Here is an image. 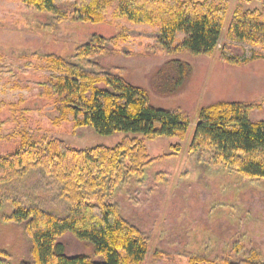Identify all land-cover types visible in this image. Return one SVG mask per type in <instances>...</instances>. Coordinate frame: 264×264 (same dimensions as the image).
Listing matches in <instances>:
<instances>
[{"label": "rangeland", "instance_id": "1", "mask_svg": "<svg viewBox=\"0 0 264 264\" xmlns=\"http://www.w3.org/2000/svg\"><path fill=\"white\" fill-rule=\"evenodd\" d=\"M226 7L221 36L210 55L175 53L185 35L178 32L167 48L159 25L137 24L109 3L100 22L85 21L73 1L58 3V13L22 0H0V155L18 149L27 135L33 142L61 139L72 148L113 147L128 136L100 135L60 116L42 83L51 74L47 57L71 60L77 48L102 38L97 61L147 92L154 106L181 110L187 131L174 137L144 139L149 159L141 175H130L113 191L96 189L89 201L115 205L120 215L148 238L140 264H188L203 257L211 264H264V179L246 178L215 164L210 149L191 151L198 110L220 101L260 105L252 121L264 120V46L236 41L229 31L234 13L264 11V0H208ZM98 48V47H97ZM237 63H233V62ZM111 192V193H110ZM0 250L10 264H34L32 240L24 223L6 218L13 201L64 216L70 202L62 184L42 168H31L0 183ZM65 255H92L90 245L70 232L57 240Z\"/></svg>", "mask_w": 264, "mask_h": 264}, {"label": "trees", "instance_id": "2", "mask_svg": "<svg viewBox=\"0 0 264 264\" xmlns=\"http://www.w3.org/2000/svg\"><path fill=\"white\" fill-rule=\"evenodd\" d=\"M22 1L54 14L58 13V3L73 1L85 21L100 22L113 0ZM116 1L118 14L128 21L159 25L157 37L163 47L170 46L175 35L182 32L185 37L174 46L175 53L210 55L217 47L226 15L224 5L208 0ZM229 31L236 41L264 46V11L238 9ZM103 41L97 38L95 44L80 46L71 60L49 55L51 74L41 84L44 94L53 97L60 116H72L76 126L91 127L100 135L124 132L140 134L142 138L126 135L113 147L78 149L61 139L38 143L25 135L18 149L0 155V183L9 182L31 168H42L61 182L62 193L70 202L68 213L57 216L37 206L25 207L13 201V211L6 221L24 223L32 240L34 264L143 262L148 252L145 234L124 219L115 205L104 202L100 195L99 202L92 203L89 196L98 188L113 191L130 175H141L152 161L144 139L182 135L189 126L181 110L154 106L144 89L103 69L97 61V50L102 48L99 43ZM5 106L0 101V110ZM259 107L225 101L201 107L189 149H210L215 164L231 167L246 178L264 179V120L252 121L249 117L250 110ZM67 232L90 245L92 255H65L57 240ZM0 264H10L9 255L2 250ZM188 264L211 263L203 257H191Z\"/></svg>", "mask_w": 264, "mask_h": 264}]
</instances>
